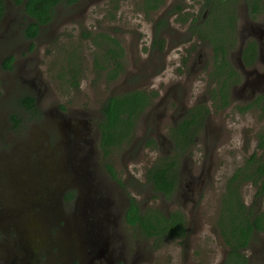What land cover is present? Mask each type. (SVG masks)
I'll return each mask as SVG.
<instances>
[{"label":"rangeland","instance_id":"obj_1","mask_svg":"<svg viewBox=\"0 0 264 264\" xmlns=\"http://www.w3.org/2000/svg\"><path fill=\"white\" fill-rule=\"evenodd\" d=\"M177 6L181 10L174 12ZM206 10L203 0H164L157 11L149 14L142 9V0H77L71 4L66 1L56 8L50 24L29 42L22 36L21 26L26 19L19 18L16 9H8L0 24V157L18 152L23 156L15 161L21 163L1 167L0 177L4 180H0V189L16 200L25 201L31 196L30 211L35 215L31 220L26 219L27 223L47 227L50 234L54 228L49 227V221L56 225L64 218L58 231L65 240L66 232L73 229L66 222L73 227L83 225L72 222L75 215L67 216L68 211L74 210L66 206L63 209L56 191L48 194L47 205L43 202L33 205L37 194L28 187L38 184L41 175L47 176L42 159L57 165L46 142L40 145L41 149L35 144L56 136L58 129L66 131L63 125L66 121L95 140L99 154L89 157L87 166L82 161L80 167L92 173L89 183L93 193L106 202L105 212H99L95 218L104 217L103 227L110 229L106 236L113 237L110 248H115L117 253L122 251L127 257L126 264H224L227 250L215 227L220 198L227 179L247 157L257 153L264 160V150L256 148V136L264 128V109L252 107L240 111L238 108L244 107L250 98L240 97L239 87L231 93L226 108H220L219 102L211 98L212 89L216 88L208 76L212 71L211 50L209 45L192 38L189 31L192 20L197 15L201 18ZM160 20L164 24L158 25ZM99 33L115 38L124 50L123 69L114 81H107L106 73L95 67L97 49L85 37ZM155 38L162 40L161 50L153 45ZM71 53L80 68L77 87L70 86L67 73L72 66L71 63L69 66ZM10 56L11 68L4 69V60ZM133 89L154 91L157 96L139 116L133 140L110 156L121 183L117 185L102 166L108 159L101 158L99 147L100 107L108 96ZM25 97L37 101L35 113L23 106ZM200 104L209 110L205 128L178 156L182 165L179 187L171 198L164 199L146 180L147 170L174 156L167 139L169 129L185 118L189 109ZM61 107L63 113L59 111ZM36 136L41 138L34 140ZM147 137L156 141L155 147L144 145ZM21 144L25 151L17 148ZM42 153L46 154L40 156ZM32 154L40 157L32 158L36 157ZM75 168L78 170L77 165L69 167L77 174ZM48 174L55 175L52 171ZM255 193L254 186L244 185L243 202L254 213L264 212V198H255ZM131 198L144 211L154 208L165 214L181 211L189 223L188 237L159 242L146 239L136 228H129L123 216ZM17 205L15 201L14 206ZM26 222L19 223L24 232ZM245 254L248 264H264V234H255Z\"/></svg>","mask_w":264,"mask_h":264},{"label":"trees","instance_id":"obj_2","mask_svg":"<svg viewBox=\"0 0 264 264\" xmlns=\"http://www.w3.org/2000/svg\"><path fill=\"white\" fill-rule=\"evenodd\" d=\"M15 5L22 6V12L32 19L27 22L22 29L23 36L26 39H34L39 32V25L48 24L54 16V8L57 4L65 0H12ZM68 3H74L77 0H66ZM163 0H142V9L146 14L158 9ZM226 0H205L204 7L214 8L216 3ZM5 2L0 0V17L3 12ZM179 6L175 7L174 12L180 11ZM222 10H220L221 12ZM223 13L221 18H214L220 21L216 27L201 31L199 36L208 40L213 46L216 72L212 75L214 83L218 84L217 96L216 90L212 89L211 98L219 102L220 108H226L230 104L229 86L237 83V75L230 68L225 60V48L223 43L226 38L225 29L234 33L235 21L233 14ZM213 18H208V20ZM226 20H229L227 22ZM216 23V22H214ZM164 24L161 20L158 25ZM217 24V23H216ZM215 24V25H216ZM195 28L191 23L190 33H194ZM195 34V33H194ZM90 38L96 47L94 56L95 67L105 72L107 81H114L122 71V58L124 50L120 43L110 35L99 33L95 36L85 35ZM154 46L158 50L162 49L163 42L159 38L154 39ZM221 56V59H219ZM72 64L67 73L70 76V86L77 87L76 80L80 73V68L74 61L75 56L71 53L69 58ZM101 60L102 62H99ZM12 57H7L3 63L4 69H10ZM226 75L221 78L222 74ZM157 96L156 92H147L144 90L133 89L123 94H112L108 96L100 107L102 114L98 124L100 133V148L105 159L113 151L129 144L133 140V134L139 116L149 107L153 98ZM23 106L29 112L35 113L34 99L25 97L22 100ZM261 105V107H260ZM258 106L264 109V94L248 101L244 107H239L240 111H246L252 107ZM208 108L202 104L189 109L186 117L177 122L169 129L167 139L172 144L173 149L170 152L174 156L163 159L147 170L146 180L151 185L154 192L161 194L164 199L173 196L178 186L180 171L182 165H179L178 156L183 154L185 149L195 141V137L205 128V120L208 115ZM257 150H264V128L257 134ZM147 147H155L156 141L147 137L144 143ZM108 172L116 179L113 167L108 162L105 165ZM118 183L120 181L118 180ZM251 184L256 188L255 198H264V160L252 153L246 158L244 164L238 167L227 179L224 191L220 198L219 212L216 217L215 227L221 238L227 255L224 264H248V258L245 251L250 247L256 233L264 234V212L254 213L253 209L243 202L241 189L244 185ZM125 222L129 226L136 228L146 239L163 242L172 239H184L188 233L186 216L179 210L165 214L161 209L154 208L141 212L137 202L129 199V206L125 214ZM185 240V239H184Z\"/></svg>","mask_w":264,"mask_h":264},{"label":"flooded vegetation","instance_id":"obj_3","mask_svg":"<svg viewBox=\"0 0 264 264\" xmlns=\"http://www.w3.org/2000/svg\"><path fill=\"white\" fill-rule=\"evenodd\" d=\"M204 1L205 0H203V5ZM226 1V3H216L214 8H207V13L205 11V14L202 15V17L199 19V16L197 15L196 18H194L191 22L193 24V27L195 28V30L193 31L195 34H190L192 38H194L198 42L209 45V48L211 50L210 60L212 71L208 76L211 77V80L216 87L213 89H215L216 93H218L217 85L216 83H214L215 78H212L211 75L214 73H219L216 72L217 69L214 66L215 58L213 46L208 40L202 39L199 36V33L201 31L209 30L213 26L216 27L221 23L217 20L218 18H221L220 10L224 11V13L227 12L229 16H231L230 14H233L235 21L234 33L231 34L228 28L225 29L226 38L223 43V47L225 48V60H227L226 63L229 64L230 68L235 72V75H237L238 78L237 83L229 86L230 102L231 93L233 94L234 91H236L235 89H237V87H239L240 89L239 96L242 98H250L249 101H251L256 97L264 94V0ZM4 2L5 5L0 17V24L5 20L8 9H16L17 13L19 14V18H25L26 23L32 22V19H30L22 12L21 5H15L12 0H4ZM64 2H66V0ZM60 4L62 3L57 4L54 10H56V8ZM158 9L154 11H157ZM237 16L239 18L238 21ZM208 18L213 19L207 21ZM226 21L229 22V20ZM50 22L48 24H50ZM214 22H216L217 24ZM26 23L21 26L22 29L26 26ZM48 24L39 25V32L34 39L38 37L42 28L46 27ZM23 38L29 42L34 40L26 39L24 36ZM219 59H221V56H219ZM220 77L225 78V73ZM35 102L37 101L34 100V105ZM255 107H257L258 109H262L260 108L261 105L260 107ZM61 109L62 110L59 109V111L63 113V108L61 107ZM73 120L75 121L76 119ZM64 127H66V131H63V129L59 131L58 129V135L56 134V136L54 135L53 137L45 138L41 140V142L35 144L37 149H41L42 146L40 145L43 142H46L48 145L46 148H48L49 153L51 152L56 157L58 166L54 162L46 161L43 159L41 160V165L47 167V170L45 172L47 176L45 177L44 175H41L37 179L38 184L28 185V187L32 189L31 192L37 194L33 205H39L41 204V202L47 205L49 201L48 194L56 191L60 202L63 204V209L66 206L69 209H71L72 207L74 210L75 201L78 196V190L76 188V174L72 169H69V167H73L74 165H78L80 167L82 161H84L86 165L89 157L95 158L97 154H99L98 152L96 153L94 138L85 136V134H82L79 128H73L70 124L64 125ZM53 129L55 130V127H53ZM60 133L63 136H61ZM40 138L41 136H36L34 137V140ZM21 146L22 144L17 148L20 151H25L26 149H22ZM44 154L46 153H42L40 156H43ZM32 155L36 156L32 158H37L39 156V154ZM22 156V153L18 152L14 154L10 153L5 158L0 157V173H2L1 167L3 165L21 163L22 161H15L20 160ZM110 156H108V161L106 163H110ZM101 158L104 159L102 150ZM106 163L102 164L104 170L109 174V177L113 180V183H116L118 185V179H114L108 172L105 167ZM58 167H60L61 169L59 170ZM51 171L54 172V177L48 174V172ZM82 175L84 176V182L89 183V179L90 176H92V173H87L82 168ZM181 175L182 168L180 172V178ZM1 179L3 178L0 177V180ZM6 180H8V178H6ZM192 182L193 181H191L190 184ZM52 184L53 188L51 187ZM88 186L91 191L90 197H95L93 193L94 191L92 190V184L89 183ZM15 187H18V185L16 184ZM30 198L31 196L25 198V201H23L22 199L16 200L11 194H3L0 189V264H13V261L15 259L14 256H16V262L18 264H126L127 257L122 254V251H120V253H117L115 248H113L114 250L110 248L111 241L113 242V237L110 238L109 235L106 236V234H108L107 232L110 230L108 226L104 227V230L101 229L100 234H103L101 236L96 233L97 227L94 225L88 226L83 222V225H81L80 227H73L70 223L66 222V226H70L73 229H70L69 232H66L65 240L58 231L60 230V226L65 222L64 218H60L56 222V225L53 221H49V227L54 228V232H50V234L48 233L47 227H37V225L32 222L27 223L26 219L31 220L35 215L32 211H30ZM15 201L18 204L17 206H14ZM128 206L129 203H127L126 210L124 211V221ZM138 207L141 212L144 211L141 209L139 204ZM64 210H66V208ZM70 212L71 211H68L69 215L67 216L73 214V212ZM166 214H168V212ZM20 222H26V232L21 229L19 224ZM126 225L129 228H134L132 226H129L128 224ZM36 227L39 230L37 229L36 231ZM42 228L44 231H42ZM187 228L189 232L188 220ZM79 232L83 234H89L93 237V240L97 239V242L100 243L102 248L100 247V250L93 249L89 247L87 242H85L84 240H78L77 238L80 234ZM187 237L188 233L184 239H186Z\"/></svg>","mask_w":264,"mask_h":264},{"label":"water","instance_id":"obj_4","mask_svg":"<svg viewBox=\"0 0 264 264\" xmlns=\"http://www.w3.org/2000/svg\"><path fill=\"white\" fill-rule=\"evenodd\" d=\"M63 125H68V124H66V121H64ZM77 167H78V170L76 168L75 169L77 170L76 188L78 190V196L76 198L75 205H74L73 216L74 215L75 216L73 217L74 220H72V222L74 224H81L82 222H84L88 226L94 225L97 227L96 233L98 235H101L100 234L101 229L104 230V227H103L104 217L102 216V217H100V219L95 218V217L99 212L100 213L105 212L106 205L104 206V204H106V202L103 203V201L101 199H97L96 197H90L91 191H90L89 186H88L89 183L84 182V179H83L84 176L82 175V173H79V172H81L80 169L82 170V168L79 167L78 165H77ZM82 179H83V181H82ZM74 185H75V183H74ZM86 217H87V219L90 217V218H92V220L87 221ZM80 232H82V231H80ZM77 239L80 241L84 240L85 242H87L89 247H91L93 249H99L100 250L102 248L100 243L97 242V239L93 240V237L90 236L89 234L80 233ZM14 257H15V259L13 261L14 262L13 264H18L16 262V256H14Z\"/></svg>","mask_w":264,"mask_h":264}]
</instances>
